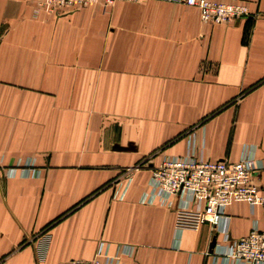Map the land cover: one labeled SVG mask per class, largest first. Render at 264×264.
I'll return each mask as SVG.
<instances>
[{
	"label": "crops",
	"instance_id": "0c3cea01",
	"mask_svg": "<svg viewBox=\"0 0 264 264\" xmlns=\"http://www.w3.org/2000/svg\"><path fill=\"white\" fill-rule=\"evenodd\" d=\"M212 1L251 16L206 24L179 0L50 15L0 0V264L88 260L101 241L132 246L130 264H222L209 224L178 232L175 199L138 202L151 169L189 143L230 162L254 148L264 166V0ZM27 158L40 173L8 178ZM256 183L264 194V170ZM226 213L230 245L264 226V206Z\"/></svg>",
	"mask_w": 264,
	"mask_h": 264
},
{
	"label": "built area",
	"instance_id": "2783aa9c",
	"mask_svg": "<svg viewBox=\"0 0 264 264\" xmlns=\"http://www.w3.org/2000/svg\"><path fill=\"white\" fill-rule=\"evenodd\" d=\"M119 0H38L40 10L50 15H61L94 4L112 6ZM138 1V0H122ZM182 4L197 9L200 20L206 24L221 25L248 18V8L241 3H222L212 0H179ZM5 169L8 178L36 176L40 171L34 160H18ZM137 169V168H136ZM264 170L257 160L255 149L246 148L235 162L205 160L197 155L189 143L182 156H165L151 169L148 188L140 194L141 205L170 207L176 200L174 229L178 232L198 231L209 224L221 237L216 243L215 258L222 264H264V226L256 222L248 234L233 244L230 241V217L226 213L232 202H245L251 215L256 208L264 206V194L256 183V177ZM130 169L116 182L114 198L124 199L131 185ZM134 248L129 245L101 241L88 260H68L59 264H130Z\"/></svg>",
	"mask_w": 264,
	"mask_h": 264
},
{
	"label": "rangeland",
	"instance_id": "374dc122",
	"mask_svg": "<svg viewBox=\"0 0 264 264\" xmlns=\"http://www.w3.org/2000/svg\"><path fill=\"white\" fill-rule=\"evenodd\" d=\"M146 1H150V0H138V1H132V2L119 0V1H116L112 6H114L117 2H123V3H143V2H146ZM100 5L103 6L102 4H100ZM112 6H110V7H104L103 6V8L105 10H109Z\"/></svg>",
	"mask_w": 264,
	"mask_h": 264
}]
</instances>
